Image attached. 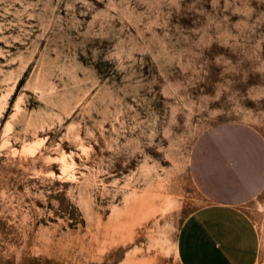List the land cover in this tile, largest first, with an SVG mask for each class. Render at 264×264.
<instances>
[{
    "label": "rangeland",
    "instance_id": "obj_1",
    "mask_svg": "<svg viewBox=\"0 0 264 264\" xmlns=\"http://www.w3.org/2000/svg\"><path fill=\"white\" fill-rule=\"evenodd\" d=\"M228 124L264 140V0H0V264H179Z\"/></svg>",
    "mask_w": 264,
    "mask_h": 264
},
{
    "label": "crops",
    "instance_id": "obj_2",
    "mask_svg": "<svg viewBox=\"0 0 264 264\" xmlns=\"http://www.w3.org/2000/svg\"><path fill=\"white\" fill-rule=\"evenodd\" d=\"M193 179L206 203L182 222L179 264H255L261 235L244 205L264 192V140L236 124L213 127L195 146Z\"/></svg>",
    "mask_w": 264,
    "mask_h": 264
},
{
    "label": "bare ground",
    "instance_id": "obj_3",
    "mask_svg": "<svg viewBox=\"0 0 264 264\" xmlns=\"http://www.w3.org/2000/svg\"><path fill=\"white\" fill-rule=\"evenodd\" d=\"M3 108V107H2ZM42 141V140H41ZM35 143V142H34ZM39 145V144H38ZM35 147V146H34ZM24 150L28 149L29 151L32 149L33 150V147L31 148L30 145H28L27 147L26 146H23ZM31 148V149H30ZM36 148V147H35ZM35 151V150H34ZM62 154V153H61ZM68 154V153H67ZM64 167V166H63Z\"/></svg>",
    "mask_w": 264,
    "mask_h": 264
}]
</instances>
